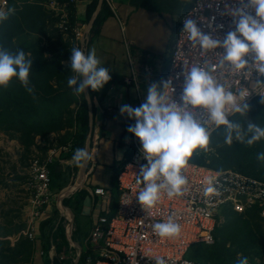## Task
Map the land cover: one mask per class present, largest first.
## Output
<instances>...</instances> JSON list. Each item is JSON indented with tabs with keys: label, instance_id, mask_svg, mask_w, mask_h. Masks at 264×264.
Wrapping results in <instances>:
<instances>
[{
	"label": "built area",
	"instance_id": "built-area-1",
	"mask_svg": "<svg viewBox=\"0 0 264 264\" xmlns=\"http://www.w3.org/2000/svg\"><path fill=\"white\" fill-rule=\"evenodd\" d=\"M77 3L78 0L45 1V4L59 15V28L64 31L73 29L76 44L81 46L86 22L72 25L69 11V5ZM236 6H238L236 0H195L183 15L170 66L164 78L172 79L175 88L174 98L177 101L183 91V75L178 74L190 70L194 65L206 67L219 83L233 93L248 90L246 103L258 96H264V83L256 84L257 81H264V77L257 75L254 70L238 71L227 63L222 64V49L202 50L198 45L193 46L187 34L182 31L183 21L191 16L203 32L223 39L229 31L235 30L232 17L227 14V8ZM0 7L8 9L9 0H0ZM219 25H223V28H219ZM90 30L86 33L88 36ZM145 70L146 79L151 82L154 68L150 64H145ZM131 79L126 80L130 82ZM196 111L202 115V110ZM95 138H98V135H95ZM132 139L134 151L117 178L119 190L117 213L112 217L99 216L95 222L87 239L86 249L91 250L93 255L86 258V264H155L156 257H162L166 264H203L187 258L186 255L195 243H214V230L224 205H229L240 213L257 209L264 218V180L236 169L218 170L191 161H188L186 168L182 170L188 180L184 194L169 197L164 192L156 206L144 210L137 199L139 191L144 186L142 180L138 182V174L141 166L146 165L147 161L141 155L142 145L139 139L134 134ZM93 144H97L96 139ZM69 151V146L54 147L48 150L47 155L33 156L30 161L29 179L26 183L30 214L27 227L23 231L30 239L38 238L40 227L38 221L45 219L43 217L52 200L53 176L50 164L56 159L64 162L62 155ZM208 188H212V192H208ZM90 192L91 196L106 195L104 187H95ZM170 216L180 224V235L161 238L153 232L152 225L165 222ZM73 246L78 254L70 257L71 260L76 259L73 261V264H76L82 256L83 246L77 241Z\"/></svg>",
	"mask_w": 264,
	"mask_h": 264
},
{
	"label": "trees",
	"instance_id": "trees-1",
	"mask_svg": "<svg viewBox=\"0 0 264 264\" xmlns=\"http://www.w3.org/2000/svg\"><path fill=\"white\" fill-rule=\"evenodd\" d=\"M19 1L24 3L21 9L17 5ZM45 1L9 0V8H15V13L10 15L6 21L0 23V45L13 52L17 49L23 50L33 60L30 80L34 87V93L29 94L18 80L13 79L7 88H0V129L12 130L14 133H18L20 142L24 145L25 153H30V158L33 154L39 153V150L44 151L41 155L45 156L48 153L49 148H41V145L36 141V137L41 136L47 144L49 134L56 132L59 134V139L61 138V144L57 147L69 146L70 155H68V158H72L77 148H85L89 131V114L87 101L83 95L80 101L73 90L68 87L67 80L72 73L69 65L64 64L63 61L70 58V50L73 47L81 48V46L76 44V35L73 33V29L64 31L59 28V15L53 10H49L45 6ZM98 1L94 0L92 7L89 6L91 7L89 17L92 16L95 10L94 6L96 7ZM107 4H104L102 12L108 9ZM69 11L72 25L80 23L75 4L69 5ZM99 18L102 20V13ZM91 31L93 32V26ZM91 31L90 38L93 35ZM32 33L47 34L43 36L48 40V45L42 46L40 39L39 43L37 39L33 44L29 42L30 40L28 41L29 44L21 40V35ZM47 52L53 55L49 57L46 55ZM90 92L94 101L91 88ZM72 104L78 105L77 111L72 107ZM247 104L249 105L248 114L242 116L235 113L229 119L240 123L245 128L248 122L264 127V102H262V97H256ZM95 109L94 104V111ZM9 121L12 123L9 124ZM74 124L76 130L71 131ZM104 126L103 120L100 136L104 134ZM62 131L65 132L61 133ZM225 135L224 126L215 129L210 137L208 150L197 149L189 161L218 170L236 169L264 180V161L257 159V153H264V139L251 146L237 142L234 139L233 143L228 145L225 143ZM75 137L76 140L73 142ZM130 155L132 156L131 153ZM123 165L121 168H116L111 176L112 187L109 189V194L104 187L107 190L106 194L110 195V201L108 209L101 212L102 216L112 217L117 213L119 201L117 178ZM61 168L62 165L59 161L50 164L52 176L55 178L60 176ZM57 183L56 178L54 187L59 189L62 184L56 187ZM77 192L76 201L80 206L87 192L85 189H79ZM222 215L224 216L223 222L220 219ZM57 216L58 209L55 206L52 215L40 222L41 252L48 260L50 255L44 234L46 228L54 222ZM220 218L214 230V243H196L187 253L190 259L203 264H237L238 254H242L248 258L249 264H264V231L261 229V224L256 220V218H259L264 223V218L258 210L252 209L240 213L235 211L233 207L224 205L220 211ZM63 222L59 228V244L62 251L67 247ZM20 230L16 232H20ZM261 235H263V239H261ZM195 246H198L197 250H195ZM36 248V242L31 241L23 234L14 244L8 239H0V264H33ZM89 255H93V252L88 249L82 254L78 264H86V258ZM56 264L61 263L58 261Z\"/></svg>",
	"mask_w": 264,
	"mask_h": 264
},
{
	"label": "clouds",
	"instance_id": "clouds-1",
	"mask_svg": "<svg viewBox=\"0 0 264 264\" xmlns=\"http://www.w3.org/2000/svg\"><path fill=\"white\" fill-rule=\"evenodd\" d=\"M238 6L227 8L235 30L221 39L206 34L191 16L183 21V29L193 46L202 50L222 49L221 63H227L235 70L248 69L264 77V0H236ZM15 13L14 8L0 7V23ZM223 28V25H219ZM216 30V29H215ZM69 60L68 87L76 95H83L91 88L101 90L110 80L109 70L101 66L95 49L85 53L73 47ZM33 60L23 50L10 51L0 45V88H7L16 79L29 94L34 93L30 72ZM183 75V91L179 101L174 98L172 79L148 85L146 100L139 107L123 105L121 114L135 120L127 131L134 134L142 145L141 155L147 161L138 174V182H144L137 199L145 209L157 205L162 193L169 197L182 196L188 183L183 174L189 159L197 149L208 150L210 137L215 129L224 126L225 143L233 140L251 146L264 139V127L248 122L245 128L231 121L232 114H248L245 102L248 90L238 94L219 83L206 67L192 66ZM264 83L257 81L256 84ZM262 102H264V96ZM196 110H202V115ZM215 126L214 128L212 126ZM78 167L83 168L92 159L87 148H77L72 157ZM257 159L264 161V153H257ZM212 192V188H208ZM152 230L161 238L180 235L181 226L169 217L165 222L152 225ZM155 264H166L162 257L155 258ZM237 264H249L248 258L238 254Z\"/></svg>",
	"mask_w": 264,
	"mask_h": 264
},
{
	"label": "crops",
	"instance_id": "crops-1",
	"mask_svg": "<svg viewBox=\"0 0 264 264\" xmlns=\"http://www.w3.org/2000/svg\"><path fill=\"white\" fill-rule=\"evenodd\" d=\"M93 1L94 0H78L76 4V13L78 19H80V24L81 22L85 23L89 21L95 13L98 4L96 7L94 6L95 10L92 16L89 17ZM194 1L195 0H106L105 3H108V9L102 12L103 5L100 13L93 22L94 24L97 20L96 24L92 25L93 32L90 30L93 35H91L90 38L89 34L90 43H88V52L95 49L97 58L101 61V66L107 68L111 76V80L101 90H92L94 94L93 102L96 106L95 133L96 136L98 135L97 142H99L101 138L99 137L100 129L102 121L104 120V136L109 135V139L113 142V146L110 147V149L113 150L114 153L116 152L115 159L120 163L118 166L119 168H121L131 156L130 153L132 154V151H134L133 134L129 133L127 128L129 125L135 124V120L130 119L126 114H121L120 108L123 105H130L133 108L139 107L146 100L148 85L160 83L164 80L170 66L172 48L179 32L181 19L193 5ZM23 4L24 3L21 1L17 2L20 9ZM45 6L49 8L46 4ZM49 10L51 9L49 8ZM101 13L103 14L102 20L99 18ZM43 35L47 34L38 35V38L41 39V45L46 41ZM145 64H150L154 68L151 82H148L146 79L147 71L145 70ZM129 78H132L130 82L126 80ZM92 150L96 151V156L98 150L97 144H95ZM95 156H92L93 161L95 160ZM98 165V163L96 165L92 164L90 170L87 171L85 175L84 184L88 174L92 171L90 181L87 186L85 185L88 190L86 191L88 195L91 194L90 190H93L95 187H105L109 194V189L112 187L111 176L114 169L118 167L111 168V171H109L110 174L108 175L109 178H107L106 175L103 176L100 174L101 180L98 178L99 174H97ZM78 174L79 172L67 179L58 195L59 210L62 211L63 207L64 211L62 212L64 220H68L67 232L69 244L67 243V247L62 253L63 257H67L68 259L67 264H73V261H76V259L71 260L70 257L71 255L77 256V250L73 246L75 241L83 246L82 254L87 251V245H85V243L87 244L90 232L99 216H102L101 212L108 209L110 201V195L108 194L105 196H92V205L89 213H78L79 206L76 201V222L74 223L75 226L73 230V195L74 193L77 194V192L74 191L68 195L64 199L62 207L60 205V195L62 191L73 187L78 182ZM53 182L56 183V178L54 176L52 183ZM87 194H85V196H87ZM106 197L107 199H105ZM83 202L80 204L82 210ZM71 228L73 232L72 235L69 236ZM56 231L57 227L55 226L48 235L50 250L52 247H55L53 239L56 237V234L59 244L60 229L57 233ZM66 234L65 231V236ZM79 235H84V241L80 240ZM37 236L38 238L31 239V241H36V244L39 242V246H37L34 253L33 264L36 261L37 254L41 256L38 259L41 264H53V257H50L48 260L43 256L39 234H37ZM46 238L47 237H45V239ZM59 247L61 249L60 244ZM49 248L47 246L48 251H50ZM58 261L61 263L59 259H57L56 263Z\"/></svg>",
	"mask_w": 264,
	"mask_h": 264
},
{
	"label": "rangeland",
	"instance_id": "rangeland-1",
	"mask_svg": "<svg viewBox=\"0 0 264 264\" xmlns=\"http://www.w3.org/2000/svg\"><path fill=\"white\" fill-rule=\"evenodd\" d=\"M29 2H32V1H29ZM26 35H31V36L28 37ZM26 35H21V40L24 43L29 44L30 42L33 44L37 41V39L39 43V38H38L39 34L32 33V34H26ZM40 42H41V39H40ZM89 42H90V38H89ZM174 44H173V47H174ZM46 45H48L47 39L42 44V46H46ZM46 55L51 57L53 54L47 52ZM69 60L70 58L64 60L63 62L66 65H69ZM77 97L80 99V101L82 100V94L77 95ZM72 107L77 111L78 109L77 104H72ZM8 123L11 124L12 122L9 121ZM75 130H76V125L74 124L71 131H75ZM64 132L65 131H62L61 133H64ZM99 137L101 138L99 142H97V149H98L97 154L92 164L94 165H96L97 163L99 164L98 169H97V174H99L98 175L99 179H101L100 174L103 176L106 175L107 178H109L108 175L110 174L109 171H111V168L118 167L120 163L119 161L115 159L116 152L114 153V151L110 149V147L113 146V142L109 139V135L104 136L103 134L101 136L99 135ZM48 138H49V141L47 144H46L45 139L42 138L41 136H37L36 141L38 144L41 145V148L46 147V149L49 148L48 150H50V148L52 149L54 147H57V145L61 144V141H60L61 138L59 139V134L56 132L50 133ZM95 139L98 141V138H95ZM75 140H76V137L74 138L73 142H75ZM52 144L54 145L50 147ZM93 146H95V144H93ZM38 152L39 153L33 154L32 157L30 158L29 157L30 153L29 154L25 153L24 145H22V143L20 142L18 133H14L12 130L7 131L4 129H0V181H1L0 183V239H8L10 240L12 244L13 242L16 241V239L17 240L19 239L21 234L25 235L23 231L27 227V222H28V218L30 214L29 193H28L27 184H26L27 180L29 179L28 169H29L30 161L33 158V156L41 155L44 151L41 152V150H39ZM68 155H70V151L67 153H63L62 159L65 160L64 162L59 161V159L55 160V161H59L60 164L62 165V168L60 170L61 174L60 176L56 177L58 181V183L56 184V187H58L59 184H62V185L60 186L59 189H57L54 187V182L52 183L51 188L53 190H52V200L50 202L51 204L49 203L47 212L43 218H46L52 215V211L54 210L55 206L58 209V214H59V206H58L59 192L61 188L63 187V185L65 184V182L67 181V179L73 177L79 171L80 167L76 166L73 159L68 158ZM256 172H259V171H256ZM91 176H92V171L87 176V179L85 182L86 186L89 183ZM79 189H85L86 191H88L86 187L79 188ZM76 197H77V194H76ZM82 212L83 210L81 209V206H79L78 213H82ZM220 219L223 222L224 216L222 215ZM42 220L44 219H40L38 221L39 225ZM256 220L261 224V229L264 231L263 221L259 218H256ZM75 222H76V217H74V221H73V226H72L73 230H74ZM63 223L65 226V231L67 233L66 234L67 243L69 244V237H68V232H67L68 220H64ZM53 224L54 223H51L45 230L44 235L45 237H47L46 243H47L49 232L53 228ZM19 229H21L20 232H16ZM71 232H73L72 229H71ZM38 234L40 235L39 232ZM83 236L84 235H79L81 241H84ZM261 239H263V235H261ZM38 243L39 242H37V246H39ZM85 245L87 244L85 243ZM194 245H196V243ZM197 249H198V246H195V250ZM48 252H49V255H51L50 251ZM40 257L41 256L37 254V258L34 264H41V262L38 260ZM186 257L190 258L189 254L186 255Z\"/></svg>",
	"mask_w": 264,
	"mask_h": 264
},
{
	"label": "water",
	"instance_id": "water-1",
	"mask_svg": "<svg viewBox=\"0 0 264 264\" xmlns=\"http://www.w3.org/2000/svg\"><path fill=\"white\" fill-rule=\"evenodd\" d=\"M105 2H106V0H99L98 6H97V8L95 10V13L91 17V19L86 22V27L89 26V30L91 29V27L93 25V22L95 21L96 17L100 13V11H101V9H102V7H103ZM88 43H89V36H88V40L85 39L84 37L81 39V47H82V50H84L86 54L88 52ZM85 99L87 101L88 114H89V131H88V135H87V138H86V141H85V148H87L89 150L90 154H92L93 143H94V140H95V111H94V102H93V99H92V96H91L90 88L86 89V91H85ZM91 165H92V159L90 161H88V163L85 164V166L83 168L80 167L79 171L81 169H85V170L89 171L90 168H91ZM85 187L86 186L84 184V185H82L79 188H85ZM78 189L76 190V192L78 191ZM105 199H107V197ZM73 205H74V217H75V213H76V193H74V195H73ZM91 205H92V196L91 195H87L85 197V199H84V202H83V212L84 213H89L90 210H91ZM105 206H106V200H105ZM63 221H64L63 212L59 210V214H58L57 218L55 219V222H53L54 223L53 227L56 226L57 227V231H58L59 228H60V225L62 224ZM57 231H56V233H57ZM69 235L71 236L72 233L69 234ZM53 240H54V244H55L54 246H55V249H56V252H57L56 256L52 259L53 264L56 263L57 259H59L62 264H67L68 259H67V257L66 258L63 257V254H62L63 251H61V249L59 247V244H58V236H57V234H56V237ZM47 246L49 248V240L48 239H47ZM49 250H50V248H49ZM77 263H78V261H77Z\"/></svg>",
	"mask_w": 264,
	"mask_h": 264
},
{
	"label": "bare ground",
	"instance_id": "bare-ground-1",
	"mask_svg": "<svg viewBox=\"0 0 264 264\" xmlns=\"http://www.w3.org/2000/svg\"><path fill=\"white\" fill-rule=\"evenodd\" d=\"M88 31H89V26L88 27H86L84 30H83V33H85L84 34V38L85 39H87L88 40V35L86 34V33H88ZM95 150H92V156L94 157L95 156ZM86 173H87V170H85V169H81L80 171H79V174H78V182L73 186V187H71V188H69V189H66V190H64V191H62V193H61V195H60V205H61V207H62V204H63V202H64V199L68 196V195H70L71 193H73L74 191H76L79 187H81L82 185H84V179H85V175H86ZM62 211H64L63 210V207H62ZM50 253H51V257H55L56 256V249H55V247H52L51 248V250H50Z\"/></svg>",
	"mask_w": 264,
	"mask_h": 264
}]
</instances>
